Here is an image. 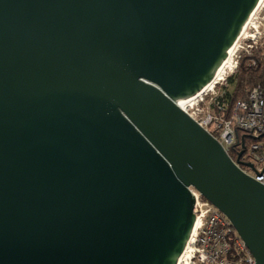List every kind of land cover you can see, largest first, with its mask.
<instances>
[{"label":"water","instance_id":"water-1","mask_svg":"<svg viewBox=\"0 0 264 264\" xmlns=\"http://www.w3.org/2000/svg\"><path fill=\"white\" fill-rule=\"evenodd\" d=\"M260 1L0 0V264H176L190 187L264 264L243 142L233 162L177 106Z\"/></svg>","mask_w":264,"mask_h":264},{"label":"built area","instance_id":"built-area-1","mask_svg":"<svg viewBox=\"0 0 264 264\" xmlns=\"http://www.w3.org/2000/svg\"><path fill=\"white\" fill-rule=\"evenodd\" d=\"M260 9H264V1L247 22L248 38L246 39L253 44L256 43L257 38H262L257 30L258 27L254 24V21L259 18L257 15ZM248 29H254L257 37L249 35ZM239 43L234 55L235 68L221 82L227 83L228 76L237 68ZM248 48H251V45ZM217 85L181 110L211 134L228 155L232 149H235L238 155L241 151L240 143L243 142L244 153L240 161L251 164L255 172L240 165L238 167L244 174L264 186V142L262 141L264 138V89L256 86L249 92L246 99L236 100L230 104L222 100V96L221 98L215 96L214 90ZM239 133L253 137V141L246 146L244 137ZM189 192L195 201L193 214L195 221H198V228L193 236H190L183 250L188 259L179 260L182 252L176 264H255L254 258L230 221L203 199L196 190L190 187Z\"/></svg>","mask_w":264,"mask_h":264},{"label":"trees","instance_id":"trees-1","mask_svg":"<svg viewBox=\"0 0 264 264\" xmlns=\"http://www.w3.org/2000/svg\"><path fill=\"white\" fill-rule=\"evenodd\" d=\"M228 86H232L231 91H226L222 100L230 104L236 100L246 99L249 92L256 86L264 89V48L262 51L255 53L251 57H244L238 67L235 75L227 80ZM245 139L247 146L253 140V137L239 133ZM235 149L229 151V156L236 159Z\"/></svg>","mask_w":264,"mask_h":264},{"label":"bare ground","instance_id":"bare-ground-1","mask_svg":"<svg viewBox=\"0 0 264 264\" xmlns=\"http://www.w3.org/2000/svg\"><path fill=\"white\" fill-rule=\"evenodd\" d=\"M263 1L264 0L260 1V3L258 4L256 10L254 11V13L261 7ZM247 28H248V24H247V26L245 25V27L239 33L235 43L233 44V46L229 50L225 61L222 63L220 68L217 70V72L215 73V75L213 76L211 81L208 84H206L203 87V89L201 90V92H199L198 94H196V95H194V96H192V97H190L188 99H185V100L179 102L178 103V107L180 109L183 110L185 106L189 105L195 99L199 98L200 95L205 94L207 92H210L215 87V85L219 84L221 81L224 80V78L226 77V75L228 73L232 72V70L235 68L234 55H235V51H236V46H237L238 42L248 38V36H247ZM197 228H198V221H195L191 236H193V234L195 233ZM182 258L183 259L186 258V260L188 259V257L185 256V252H183V254H182V256L180 257L179 260H181Z\"/></svg>","mask_w":264,"mask_h":264},{"label":"rangeland","instance_id":"rangeland-1","mask_svg":"<svg viewBox=\"0 0 264 264\" xmlns=\"http://www.w3.org/2000/svg\"><path fill=\"white\" fill-rule=\"evenodd\" d=\"M257 17H259L256 21H254L255 27L257 26V30L259 31V33L261 34L260 37H262L261 39H256L255 42L256 43H251L249 41V39H245V40H241L239 43V49L237 52V68L234 70V72L228 76V78L232 77L233 75H235V73L238 70L239 64L241 62V60L244 57H251L253 56L255 53L262 51L264 48V9H260L258 11V15ZM248 34L251 36H256V32L254 29H248ZM251 45V48H248V46ZM232 90V86H228V84L226 82H221V84L217 85L214 93L215 96L217 98H221V96H223V94L226 91H231ZM262 141L264 142V138L262 139Z\"/></svg>","mask_w":264,"mask_h":264}]
</instances>
